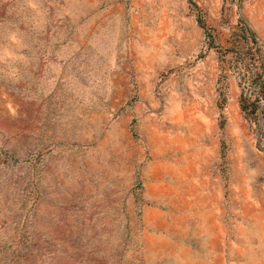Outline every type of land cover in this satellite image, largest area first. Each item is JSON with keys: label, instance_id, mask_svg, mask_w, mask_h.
I'll use <instances>...</instances> for the list:
<instances>
[{"label": "rangeland", "instance_id": "1", "mask_svg": "<svg viewBox=\"0 0 264 264\" xmlns=\"http://www.w3.org/2000/svg\"><path fill=\"white\" fill-rule=\"evenodd\" d=\"M193 1L0 0V264H264V118L221 68L264 0Z\"/></svg>", "mask_w": 264, "mask_h": 264}, {"label": "trees", "instance_id": "2", "mask_svg": "<svg viewBox=\"0 0 264 264\" xmlns=\"http://www.w3.org/2000/svg\"><path fill=\"white\" fill-rule=\"evenodd\" d=\"M192 6H197L193 0H190ZM199 23L203 26L204 21L201 16H198ZM244 35V43L239 42L234 48H226L221 56V68L224 75H227L228 68L231 72L236 73L240 77L242 86L241 103L244 111L247 114H261L264 118V107L261 106L264 101V46L258 39L256 33L242 19L236 28ZM208 37H211L208 34ZM214 45L213 39L210 41ZM231 57H228L229 53ZM229 65H228V64ZM225 106L220 104L221 113V128H224L225 117L223 114ZM259 144L264 146V121L260 124ZM227 145L225 140H222L221 151L225 155Z\"/></svg>", "mask_w": 264, "mask_h": 264}, {"label": "crops", "instance_id": "3", "mask_svg": "<svg viewBox=\"0 0 264 264\" xmlns=\"http://www.w3.org/2000/svg\"><path fill=\"white\" fill-rule=\"evenodd\" d=\"M199 206L197 209V215L203 218V231H208L210 239V248L216 252V256H222V249L219 250L217 247L218 242L223 243V228H222V216L223 210H228L226 206H223V194L218 186L216 180H205L202 187V191L198 197ZM220 228V229H219ZM222 260V259H221Z\"/></svg>", "mask_w": 264, "mask_h": 264}, {"label": "water", "instance_id": "4", "mask_svg": "<svg viewBox=\"0 0 264 264\" xmlns=\"http://www.w3.org/2000/svg\"><path fill=\"white\" fill-rule=\"evenodd\" d=\"M264 105L261 106V109H263ZM263 117V116H262Z\"/></svg>", "mask_w": 264, "mask_h": 264}]
</instances>
